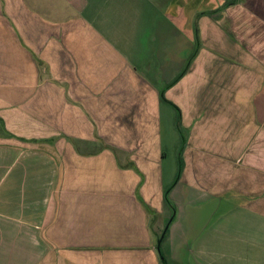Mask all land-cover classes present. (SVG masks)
<instances>
[{
	"label": "crops",
	"instance_id": "0c3cea01",
	"mask_svg": "<svg viewBox=\"0 0 264 264\" xmlns=\"http://www.w3.org/2000/svg\"><path fill=\"white\" fill-rule=\"evenodd\" d=\"M0 264H264V0H0Z\"/></svg>",
	"mask_w": 264,
	"mask_h": 264
},
{
	"label": "rangeland",
	"instance_id": "374dc122",
	"mask_svg": "<svg viewBox=\"0 0 264 264\" xmlns=\"http://www.w3.org/2000/svg\"><path fill=\"white\" fill-rule=\"evenodd\" d=\"M179 151V148H178V150H177V152Z\"/></svg>",
	"mask_w": 264,
	"mask_h": 264
}]
</instances>
